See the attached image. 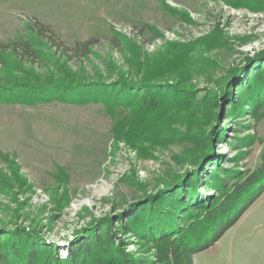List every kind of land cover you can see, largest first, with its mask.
<instances>
[{"label": "rangeland", "instance_id": "rangeland-1", "mask_svg": "<svg viewBox=\"0 0 264 264\" xmlns=\"http://www.w3.org/2000/svg\"><path fill=\"white\" fill-rule=\"evenodd\" d=\"M39 22L55 46L38 45L52 37L36 36ZM26 40L38 56L0 65V247L13 264L5 244L25 253L31 240L55 258L89 249L91 264H164L141 227L148 195L201 155L203 195L211 171L261 163L264 100L251 108L264 98V0H0V43ZM121 78L182 95L177 118L93 99ZM80 80L92 98H61ZM194 261L264 264V193Z\"/></svg>", "mask_w": 264, "mask_h": 264}, {"label": "trees", "instance_id": "trees-1", "mask_svg": "<svg viewBox=\"0 0 264 264\" xmlns=\"http://www.w3.org/2000/svg\"><path fill=\"white\" fill-rule=\"evenodd\" d=\"M31 28L38 38L42 39V36L48 32L52 36L45 43L38 41V45L55 46L52 38L56 33H50L51 29L48 25L39 22L36 28L33 25ZM91 43V40H86L82 43L81 48L86 50L90 48ZM85 50V54L89 52ZM38 54L33 40L0 43V65L3 66L6 65L5 62L8 59L17 60V62L26 61ZM65 85L67 90L61 98L78 100L77 96L81 94L87 99L93 96H89L90 91L86 89L88 84L84 81H71ZM11 86L14 85H3L2 90L5 91ZM42 88L45 91L48 86ZM241 90L240 98L245 99L248 95L247 89L242 87ZM49 93L53 94L54 92ZM70 95L76 96V99L69 97ZM93 99L103 101L111 113H114L115 106L126 105L132 108L131 110L137 108V115L141 117L148 115V118L151 119L156 116L159 121L164 119L163 117H167V120L176 119L177 116L170 112V102L178 103L184 97L168 89H163L151 81L134 83L121 78L119 81L107 85L104 91L93 96ZM262 100L264 98L261 96L258 102L253 104L252 112H259L263 106ZM156 117L154 118L156 119ZM165 123L163 122V126L166 127ZM114 131L118 132L116 126ZM155 133L158 134L157 131ZM156 134L153 135V132H149L145 137L153 139L154 136H157ZM202 159L201 155L195 161L196 171L191 176H188L190 172L188 171L175 177L173 182L178 183L177 185L168 183L167 191L160 195H148L149 206L141 221V227L148 240L158 249L164 264H195L194 254L214 244L264 191V146L261 153L262 161L252 170L238 172L237 175L230 171L224 176L211 171V179H208L207 183L212 186V189L208 190L207 195L198 193V182L201 175L197 165ZM229 176L237 178L231 182ZM34 241L31 240L32 243L25 253L16 242L8 245L9 242L5 246L13 256H17V264H91L93 261L89 255V249H83L84 251L75 249L70 257L61 259V257H53L50 248L37 245ZM100 241H102L100 250L104 254H108V242ZM5 252L0 247V264H13L12 257L7 254L8 251Z\"/></svg>", "mask_w": 264, "mask_h": 264}, {"label": "crops", "instance_id": "crops-1", "mask_svg": "<svg viewBox=\"0 0 264 264\" xmlns=\"http://www.w3.org/2000/svg\"><path fill=\"white\" fill-rule=\"evenodd\" d=\"M264 193V191L261 193V195Z\"/></svg>", "mask_w": 264, "mask_h": 264}]
</instances>
